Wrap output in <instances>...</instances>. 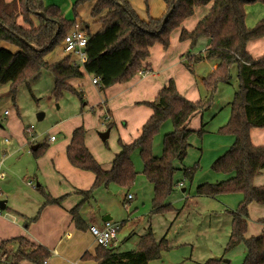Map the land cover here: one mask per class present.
Listing matches in <instances>:
<instances>
[{"label":"trees","instance_id":"trees-1","mask_svg":"<svg viewBox=\"0 0 264 264\" xmlns=\"http://www.w3.org/2000/svg\"><path fill=\"white\" fill-rule=\"evenodd\" d=\"M89 1L91 0H74L71 5L73 18H65L58 6L45 5L43 0H0V41L16 48L15 51L0 48V84L10 83V92L14 94L19 84L27 85L42 69H47L53 77V98L57 99L64 91H69L83 104L82 94L67 83L70 78L82 76L80 66L72 64L70 55L54 63L44 60V55L62 43L77 16V7ZM93 1L89 15L95 18L99 27L96 31L89 32L87 26L83 25L87 35V60L82 68L98 78L99 90L127 81L140 70L148 73V69L141 68V61L148 56L149 48L155 42L160 43L164 49L167 48L170 31L192 15L195 6L208 3L211 6L207 13L191 31L182 29L179 39L190 40L189 48H192L199 37H206L208 43L205 58L216 61L217 65L202 79L204 88L210 94L206 99H185L177 91L174 81L169 79L155 98L147 102L152 114L143 124L140 135L129 144L118 140L120 151L114 156L109 170L101 169L86 148L84 128H74L65 148L66 158L72 166L94 174L91 187L79 193L86 200L96 188L109 183L129 187L136 174L130 154L138 149L143 163L142 172L153 184L150 215L173 210L165 202V198L175 183L173 174L176 168L173 162L182 161L189 147L187 137L192 131L185 127V122L190 115L209 107L217 84L228 82L231 68L235 66L237 88L229 104L228 119L218 130L232 135L234 139L211 166L214 171L233 175L216 183H200L195 192L212 198L222 192H242L243 197L238 206L228 211L231 223L224 251L243 243L245 255L241 264H264V227L258 236L244 237L248 205L252 202L264 205V184L256 186L252 183L253 177L264 169V145H254L250 139L251 128L264 127V54L253 58L246 50L249 40L264 35V18L253 27H247L244 22V6L256 2L264 4V0H163L166 6L164 14L159 18L148 16L146 19L138 17L128 0ZM169 10L171 13L165 23H162ZM18 16L27 27L16 22ZM31 16L37 18V26L33 25ZM167 119H170L173 129L163 136L162 153L155 157L152 155V139ZM202 131V128L197 130L199 134ZM44 148L42 146L35 150L34 155H40ZM194 169L195 166L183 167V177L191 179ZM38 190L44 194L40 188ZM44 197V204L57 201L47 194ZM79 206L80 204L72 207L70 214L75 226L83 228ZM33 219L35 218L31 221ZM261 222L264 223V218ZM16 239L23 241L22 237ZM167 247L166 240L161 238L156 241L148 227L139 237L134 249L116 252L112 247L96 245L93 254L84 252L81 259H91L94 264H148L151 259L159 258L160 252ZM49 255L48 249L37 246L28 252L18 249L12 257L16 263L25 259L34 264H44ZM219 261L220 259H211L204 264H218Z\"/></svg>","mask_w":264,"mask_h":264},{"label":"crops","instance_id":"crops-1","mask_svg":"<svg viewBox=\"0 0 264 264\" xmlns=\"http://www.w3.org/2000/svg\"><path fill=\"white\" fill-rule=\"evenodd\" d=\"M4 1L9 2L10 0ZM128 2L139 18L146 19L149 16L148 14H143L137 8L134 4L135 0H128ZM93 3V0L85 3L88 7V13ZM44 4L49 5L52 3L44 2ZM81 6L76 9L77 16L74 17V22L77 20L81 21L83 25L87 26L89 32L96 31L99 24L95 22V18L90 16L93 22V28L90 29L89 24L85 23L79 16ZM210 6L211 3L195 6L192 15L185 18L173 30V34L175 33L174 38L181 45L180 54H170L169 50H162V46L157 44L149 48L148 56L141 61V68L148 69L150 71L148 74L137 73L126 82L115 83L103 90H99L97 84L92 82L93 74L85 72L80 66L82 76L70 78L67 83L76 92L82 94L84 100L82 106L84 108L76 109L74 114L59 119L52 127L49 135L54 136L53 140H49V136L44 139H37L35 132H33L34 136L32 138H28L25 133L27 126L25 127L21 121H18L13 116L0 122V200L3 202V207L0 209V264H34L25 259L16 263L13 261L12 256L18 249L28 252L37 246H43L50 252L44 264H94L91 259H81V255L84 252L93 254L96 247V243L89 232V226H101L104 221L110 220L119 224V232L124 224L122 220L123 214L128 212L132 205H134V210H136L139 199L143 200L144 198H140L141 190L136 187L135 193H127L131 194L130 198H127V194L122 197V202L127 205H123L120 208L119 200H115V196H113L114 187L117 185L109 183L106 186L96 188L91 197L84 200V197L79 192L88 190L91 187L94 174L88 170L76 168L68 162L65 148L70 141L71 132L74 128L82 126L84 128V144L86 148L101 169L109 170L114 156L120 151L118 140L124 144L133 142L140 135L143 124L152 114V109L141 103L151 102L169 79L174 81L178 92L185 99L190 101L205 99L208 93L203 86L202 79L217 65L216 61L205 58L208 39L204 36L199 37L194 46L189 48L190 40H180L179 35L182 29L191 31L198 20L207 13ZM244 10V22L247 27H253L259 20L264 18V4L262 3L247 4L244 6ZM61 14L67 18L62 12ZM31 21L34 26H37L38 21L35 16H31ZM16 22L27 27L20 16L17 17ZM58 45H60L61 49L63 48L62 43ZM2 47L10 51L16 50L14 46L0 41V48ZM246 50L253 58L263 55L264 35L249 40L246 43ZM169 55H173L175 60L169 62L171 60ZM75 60L76 57L71 58L72 62ZM174 64L177 65V68L174 67ZM207 66L209 71H207ZM234 67L232 66L231 70H234ZM161 69L163 71L160 75L158 71ZM188 70H191V72ZM229 104L230 101L227 102L228 106ZM205 111L190 115L185 122V127L191 131L201 128L204 130L207 123V121H203ZM3 114L5 117L10 116L6 110ZM39 115V119L43 118L42 114ZM193 121H196V123ZM108 124H111V126L108 127ZM170 129V124H168L166 131L158 142H160V139L161 141L163 140V136L170 132ZM105 131L107 132L106 138L110 139L109 147L107 148L104 147L102 139L98 136L100 132ZM230 137L233 138V136ZM250 138L254 145H264V128L251 129ZM42 146H45L43 152L35 156L34 151ZM190 146L191 144H189ZM138 152L139 150L135 149L130 154L133 165L134 162H137ZM152 155L155 157L160 156L157 149H153ZM173 165L177 170L187 167L179 168L175 166L174 162ZM140 171H135L139 177L137 183H142L144 189L146 186L153 193V185L146 179L144 180V176H142ZM232 175L233 173H229L224 179ZM219 181L221 180L216 182ZM28 182H31V184H28ZM175 182H178V180ZM252 183L256 186L264 184V169L255 175ZM185 190V188H181L182 192ZM45 194L57 199V201L44 204ZM188 197L190 198L189 201L193 202L194 205L197 204V200L201 199V197L212 198L197 195L195 189L192 191L191 196ZM216 197L217 195L213 198ZM133 199L135 201L131 204L130 201ZM78 204H80L78 212L83 221V228L75 226L70 214V209ZM222 207L225 209L221 208L219 212L212 211V213L213 216L227 215L228 229L227 232L225 231L227 241L231 223V215L228 211L232 209H227L225 205ZM253 207H259V209L264 210V205L255 202L250 203L248 205V219L249 210ZM32 218L35 219L31 221ZM132 219H128L127 225L129 228L133 225L131 223ZM148 227L150 225L146 221L142 227V234H136L133 231L131 233L136 234L139 238L146 232ZM263 227L264 223H262L261 231ZM261 231L250 232L246 229L244 237L258 236ZM18 237H22L23 241H18L16 239ZM119 245L120 240L116 239V244L112 248L116 252H122L118 249ZM218 257L223 259L224 253H220ZM219 262L228 263L229 261L222 262L220 260ZM201 263L204 264L203 262Z\"/></svg>","mask_w":264,"mask_h":264},{"label":"rangeland","instance_id":"rangeland-1","mask_svg":"<svg viewBox=\"0 0 264 264\" xmlns=\"http://www.w3.org/2000/svg\"><path fill=\"white\" fill-rule=\"evenodd\" d=\"M43 1L45 3L58 5L61 12L67 18H72L73 13L71 5L74 0ZM134 4L143 14H148L150 17L153 16V18H155L156 15V18L161 17L166 9L163 0H135ZM87 8V4L82 5L79 10V16L85 23L89 24V28L92 29L93 22L91 21ZM78 22L81 23V21ZM81 25L84 27L83 23H81ZM174 29L175 28L169 33L168 47L165 49L162 47V50H169L170 54H180L181 45H179L177 42L178 40L174 38ZM154 44L162 46L158 42ZM66 55L70 54L65 52L63 48L61 49L60 45H56L44 55V60L56 62ZM169 57L171 59L169 62L175 60L173 55H169ZM70 58L75 57L70 55ZM174 67L177 68V65L174 64ZM162 71L163 69L158 71L160 75ZM188 71L191 72V70ZM207 71H209L208 66ZM138 73L148 74L141 70ZM52 84L53 77L47 69H42L40 74L27 85L25 83L19 84L14 94L10 92V83L0 84V122L5 118L13 116L18 121H21L25 127L32 126V130L35 132L37 139L47 138L51 134L52 127L59 119L74 114L76 109L80 110L84 108L78 97L71 92H63L59 98H53L50 94L53 86ZM236 88L237 78L234 67V70H231L229 81L226 83H218L215 92L212 94L210 105L205 109L206 111L203 116V121H207L204 130L200 134L195 130L188 135L187 142L191 144V146L187 149L186 156L181 162L174 161L175 166L179 168L183 166H195V169L191 179L184 178L181 170H175L173 179L174 182L177 180L178 182L174 183V189L165 198V202H169L173 210L161 214L150 215L153 193L150 191L151 189H148L146 186L144 189L142 183H137L139 179L137 176L138 174H135L134 181L129 187H122L114 183L117 186L114 187L113 196H115V200H119L120 208L123 205H127L122 202V197L127 193H135L134 190L136 187H139L141 190L139 194L140 198H144L143 200L139 199L136 210H134V205H132L131 209L123 214L122 220L124 224L117 234V240H120V245L118 247L120 251H128L137 246L139 238L136 234H142V227L144 223L148 221L155 240L159 241L161 238H164L168 246L167 249L160 252L159 258L151 259L148 264L206 263L218 257L222 252L224 253V258L220 260L223 262V260L226 259L229 262H219L218 264H241L245 255L244 244L239 243L233 249L226 252L224 251V246L226 244L225 231L227 232L228 229V217L226 214L213 216L212 211L219 212L221 208H223V205H225L227 209H235L243 197L242 192H222L219 193L216 198L201 197V199L197 200L196 205L189 201L190 198L188 197L191 196L192 191L198 183H214L217 180L224 179V177L228 175L223 172L214 171L211 166L213 161L223 154L233 141V138L230 137L232 135L220 133L218 130L229 116L230 108L227 102H231ZM208 97H210L209 93L206 98ZM141 104L150 107L147 102H142ZM5 110L10 116H4L3 113ZM39 114H42L43 118L38 119ZM193 122L196 123V121ZM168 124H170L171 131L173 126L170 119H167L153 136L151 144L152 152L153 149H157V152L161 155L162 141L161 139L160 142L158 141L166 131ZM109 141V138L102 140V144L105 148L109 147ZM131 157H133V155H131ZM133 166H135V171L141 170L140 172L142 176H144V180L146 179V181H148L142 172L143 163L139 152L137 162H134ZM181 188H185L186 190L182 192ZM133 201H135V199L130 201L131 204ZM205 203H207V205H205ZM177 211L179 212L177 213ZM262 217H264V210L259 209V207L251 208L249 210L247 230L250 232H260ZM129 218H133L131 222L133 224L131 227L132 230H130L131 228L127 225ZM132 231L136 234H132Z\"/></svg>","mask_w":264,"mask_h":264},{"label":"built area","instance_id":"built-area-1","mask_svg":"<svg viewBox=\"0 0 264 264\" xmlns=\"http://www.w3.org/2000/svg\"><path fill=\"white\" fill-rule=\"evenodd\" d=\"M86 41L87 35L84 27H82L80 22H74L62 40L63 50L76 57V60L72 64L82 66L87 60V55L85 52ZM92 82L97 84L98 78L93 76ZM25 133L28 138H32L34 136L32 126L26 127ZM53 139V135L49 136V140ZM28 184H31V182H28ZM130 197L131 194H127V198ZM118 229L119 224L110 220L104 221L101 226H89V232L92 235L96 245H102L105 247H112L116 244Z\"/></svg>","mask_w":264,"mask_h":264},{"label":"water","instance_id":"water-1","mask_svg":"<svg viewBox=\"0 0 264 264\" xmlns=\"http://www.w3.org/2000/svg\"><path fill=\"white\" fill-rule=\"evenodd\" d=\"M171 13V10H169L166 14H165V16L163 17V19H162V23H165V21L167 20V18H168V16H169V14ZM42 15V14H41ZM40 118V115L38 116V119ZM99 136H100V138L102 139V140H104L105 138H106V136H107V132L105 131V132H100L99 134H98ZM3 202L0 200V209L3 207ZM215 259H217V260H219L220 258L219 257H216ZM223 261H228V260H223Z\"/></svg>","mask_w":264,"mask_h":264}]
</instances>
